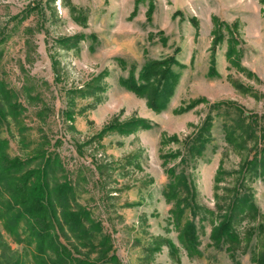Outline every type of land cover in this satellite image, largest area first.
I'll use <instances>...</instances> for the list:
<instances>
[{
  "label": "rangeland",
  "instance_id": "rangeland-1",
  "mask_svg": "<svg viewBox=\"0 0 264 264\" xmlns=\"http://www.w3.org/2000/svg\"><path fill=\"white\" fill-rule=\"evenodd\" d=\"M213 16L239 22L243 68L227 60L224 29L216 48L218 73H208ZM170 55L182 65L174 66L180 77L167 106L156 111L121 79L131 72L138 77L146 61ZM1 90L19 105L16 114L7 110ZM0 102L7 105L0 123L5 151L27 158L43 146L58 153L77 201L112 234L121 264H256L253 257L264 245L257 229L264 223V174L242 168L262 143L247 139L243 146L237 140V147L227 141L225 126L240 117L254 119L258 135L264 130V0H0ZM208 115L210 140L194 157L187 142ZM132 118L150 126L102 132L111 121ZM174 135L177 140L163 141ZM173 166L185 169L196 201L213 211L185 213L184 220L198 227L200 254L193 257L179 241L173 203L164 196ZM239 183L252 193L258 213L235 225L242 244L232 256L210 235L219 220L217 206ZM7 197L0 186V243L24 264H35L34 244L6 228Z\"/></svg>",
  "mask_w": 264,
  "mask_h": 264
},
{
  "label": "trees",
  "instance_id": "trees-1",
  "mask_svg": "<svg viewBox=\"0 0 264 264\" xmlns=\"http://www.w3.org/2000/svg\"><path fill=\"white\" fill-rule=\"evenodd\" d=\"M153 9L151 2L147 13L149 19H151ZM212 19L215 28L212 30L213 39L208 73L211 75L218 73L216 48L225 38L224 29L228 31L227 60L232 65L243 68L240 63V50L237 48L239 39L236 34L239 22L235 21L231 25L217 16H213ZM193 20L196 19L193 18ZM69 39L61 41L66 43ZM175 65L182 66L175 55L159 60L150 59L144 63L138 77L131 72L127 77L122 78L121 82L129 90L146 97L150 108L160 111L167 106L180 77V73L174 70ZM3 91L5 93L1 90L8 106L0 102V123L5 118L8 109L15 114L20 109L8 91ZM199 101L200 99L193 103ZM211 125V117L208 115L201 127L187 142L188 152L192 156L202 154L210 140ZM148 126H150L149 123L142 118H132L127 121L114 120L106 125L102 132L116 130L119 133H129L139 127ZM225 131L227 141L237 147V140H240L243 146L247 139H254L257 147L262 143L259 151H256L251 158L245 159L242 169L263 175L264 130L258 135L257 123L254 119L246 123L243 118L239 117L236 123L226 125ZM164 138V142H169L177 140L178 137L174 135ZM5 149L6 141L0 139V186L8 192V197L2 206L4 208L2 214L5 217L6 228L17 239L20 238L21 232L26 235V240L30 244H34L35 264H121L116 254L112 234L105 230L102 221L96 219L90 209L77 201L75 184L64 173L58 153L40 146L37 147L33 156L21 158L11 157ZM223 172L222 166L219 167L215 178L216 188ZM167 173L169 182L164 190V196L173 203L170 214L172 222L179 230V241L190 257L199 255L198 227L193 219L184 220V216L187 210L192 216H196L202 208L209 213L213 211L198 204L196 187L185 169L176 170L173 166L167 170ZM228 191L229 193H226V197L223 198L224 203L217 206L219 220L213 225L210 238L214 246L225 248L233 256L236 247L242 244V238L235 225L241 219H253L258 213V208L250 190L242 188L240 183L235 189ZM215 197L218 199L221 197L218 190L215 191ZM257 229L259 233L264 232V223ZM169 243L173 251L177 250L172 241ZM0 246L2 250L0 264H24L19 254H14L13 251L12 253L6 252L7 248L10 249L7 244L5 246L4 243H0ZM156 248H159V245ZM253 261L256 264H264V245L261 251L254 255ZM236 264L239 262L236 261Z\"/></svg>",
  "mask_w": 264,
  "mask_h": 264
}]
</instances>
